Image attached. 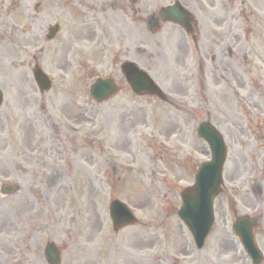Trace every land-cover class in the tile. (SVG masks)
I'll return each instance as SVG.
<instances>
[{
  "label": "rangeland",
  "instance_id": "374dc122",
  "mask_svg": "<svg viewBox=\"0 0 264 264\" xmlns=\"http://www.w3.org/2000/svg\"><path fill=\"white\" fill-rule=\"evenodd\" d=\"M172 1L150 0L146 16ZM109 2L0 0V182L20 187L9 197L0 193V264H48L47 242L59 248L61 264H115L124 244L136 247L143 240L134 238L145 239L149 231L139 225L112 239L109 202L126 203L141 224L172 212L162 199L178 208L179 191L192 185L197 167L209 159L196 136L201 120L225 135L230 148L236 135L247 137L241 140L249 146L241 171L232 172L236 185L243 187L251 175L252 156L264 157V142L255 138L257 122L264 125V0H181L200 29V55L172 26L161 39L147 36L144 45L128 48L123 27L106 29ZM53 24L60 30L45 41ZM164 34L173 37L167 41ZM185 40L189 49L180 60L175 44ZM125 57L150 73L168 102L131 93L119 68ZM34 67L49 77L48 92L37 88ZM107 76L121 91L98 105L88 87ZM216 203L207 252L193 251L182 227L176 233L186 239L192 262L249 264L227 236L226 195ZM256 237L264 251V222Z\"/></svg>",
  "mask_w": 264,
  "mask_h": 264
},
{
  "label": "water",
  "instance_id": "95a60500",
  "mask_svg": "<svg viewBox=\"0 0 264 264\" xmlns=\"http://www.w3.org/2000/svg\"><path fill=\"white\" fill-rule=\"evenodd\" d=\"M55 31L56 28L51 31V36ZM127 67L126 75L135 93L144 94L147 92L159 95V91L143 73L135 70L132 65ZM35 79L42 90L48 89L49 83L46 77L39 71H35ZM115 91L116 89L110 81L96 80L92 86V95L98 102H101ZM198 134L207 141L212 153V161L210 163L203 164L199 168L195 178L194 187L192 189H186L182 192L181 197L185 200V202L183 210L179 213V215L194 235L196 241H199L200 245H203L204 239L210 231L213 222L212 204L214 197L220 191L221 172L225 154L223 141L211 126L206 123H201L199 125ZM5 188L8 193H15L18 190L16 186L12 185ZM116 207L123 210L125 214L126 212L124 207L118 202L114 201L112 203L111 217L114 223L120 224L121 222L118 220L119 217H117V214L119 215V211H117ZM123 217L126 218V221L124 222L125 224L133 222L132 217L128 213ZM248 243L249 245H246L247 250L253 258L254 263H258L260 261V255L255 249L250 238H248Z\"/></svg>",
  "mask_w": 264,
  "mask_h": 264
},
{
  "label": "flooded vegetation",
  "instance_id": "af4514ba",
  "mask_svg": "<svg viewBox=\"0 0 264 264\" xmlns=\"http://www.w3.org/2000/svg\"><path fill=\"white\" fill-rule=\"evenodd\" d=\"M238 172V175H239V173H240V171H237ZM233 176V174H231L230 175V180H233L235 177H232ZM253 191L256 193V194H258V193H260V191L261 190H259L258 188H253ZM239 195H242V196H244V195H246V193L245 192H241V193H239ZM249 206V205H248ZM247 207V206H246ZM247 208H250V207H247ZM231 215L232 216H236V210L233 208L232 209V211H231ZM234 221V220H233Z\"/></svg>",
  "mask_w": 264,
  "mask_h": 264
},
{
  "label": "bare ground",
  "instance_id": "6f19581e",
  "mask_svg": "<svg viewBox=\"0 0 264 264\" xmlns=\"http://www.w3.org/2000/svg\"><path fill=\"white\" fill-rule=\"evenodd\" d=\"M181 57L183 56V55H180Z\"/></svg>",
  "mask_w": 264,
  "mask_h": 264
}]
</instances>
